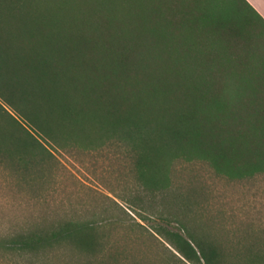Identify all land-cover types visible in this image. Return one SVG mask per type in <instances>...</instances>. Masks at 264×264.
<instances>
[{"label": "trees", "instance_id": "trees-1", "mask_svg": "<svg viewBox=\"0 0 264 264\" xmlns=\"http://www.w3.org/2000/svg\"><path fill=\"white\" fill-rule=\"evenodd\" d=\"M36 2L0 0V118L21 128L26 124L62 148L78 135L89 142L90 123L95 124L99 135L122 145L137 183L151 195L169 189L166 175L161 186L152 178L161 168L165 171L164 159L170 156L200 158L226 176L264 172V131L252 123L256 108L246 110L244 103L222 98L220 81H209L203 73L210 66L175 64L159 71L147 51L165 50L166 38L156 34L150 20L135 23L129 36L113 32L106 18L68 22L65 28L62 19L36 12ZM235 7L249 13L218 15L215 27L254 50L248 28L256 23L264 27V19L246 0H237ZM169 22L176 27L173 19ZM92 28L102 31L85 32ZM100 43L110 46L107 54ZM260 113L264 117V109ZM36 145L28 147L0 127V165L30 173L34 162L29 150L42 147ZM177 223L175 230L163 228L159 235L187 264H261L264 259V248L255 244L246 254L231 248L225 252L182 219ZM82 231L55 223L3 236L0 257L46 264L38 259L64 243L90 250L92 241ZM255 249L261 252L252 253Z\"/></svg>", "mask_w": 264, "mask_h": 264}, {"label": "rangeland", "instance_id": "rangeland-1", "mask_svg": "<svg viewBox=\"0 0 264 264\" xmlns=\"http://www.w3.org/2000/svg\"><path fill=\"white\" fill-rule=\"evenodd\" d=\"M36 1V12L62 19L65 28H69L68 22L106 18L113 32L129 36L135 23L150 20L156 34L166 38L165 42L162 40L165 50L147 51L153 66L159 71L175 64L210 66L203 73L209 81H220L222 98L244 103L246 110L255 107L252 123L255 130L264 131V117L260 113L264 109V27L256 23L257 26L248 28L254 35V50L215 27L218 15L249 13L236 9L237 0ZM172 19L175 28L170 26ZM101 31L92 28L85 32ZM100 47L105 54L109 52V45L100 43ZM25 125L21 128L0 118V127L14 133L20 142L25 141L28 147L37 146V142L42 145L30 148L28 156L33 158L34 167L26 175L6 164L0 165V237L69 223L83 227L81 233L89 235L92 241L90 250L64 243L38 261L187 264L159 235L163 228L175 230L179 219L198 235L215 240L225 252H232L231 248L246 254L245 249L252 244L264 248V172L226 176L200 158L170 156L164 159L168 162L165 171L161 168L152 178L161 186L166 175L169 189L151 195L144 193L137 183L122 145L103 138L95 127H90L89 142L78 135L75 142L62 148L45 142ZM260 262L264 264V259ZM0 264L26 263L20 258L11 263L0 257Z\"/></svg>", "mask_w": 264, "mask_h": 264}, {"label": "crops", "instance_id": "crops-1", "mask_svg": "<svg viewBox=\"0 0 264 264\" xmlns=\"http://www.w3.org/2000/svg\"><path fill=\"white\" fill-rule=\"evenodd\" d=\"M264 19V0H246Z\"/></svg>", "mask_w": 264, "mask_h": 264}]
</instances>
